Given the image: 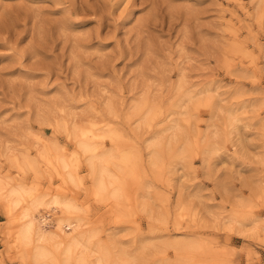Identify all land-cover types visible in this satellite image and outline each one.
I'll use <instances>...</instances> for the list:
<instances>
[{"label":"rangeland","instance_id":"obj_1","mask_svg":"<svg viewBox=\"0 0 264 264\" xmlns=\"http://www.w3.org/2000/svg\"><path fill=\"white\" fill-rule=\"evenodd\" d=\"M171 114L179 141L165 134L152 165L146 140ZM73 123L132 155L120 209L91 193ZM45 142L74 184L39 158ZM0 173L73 200L127 264H264V0H0ZM10 224L0 202V264H30Z\"/></svg>","mask_w":264,"mask_h":264},{"label":"bare ground","instance_id":"obj_2","mask_svg":"<svg viewBox=\"0 0 264 264\" xmlns=\"http://www.w3.org/2000/svg\"><path fill=\"white\" fill-rule=\"evenodd\" d=\"M181 88L182 85L179 83V92H181ZM183 93L185 92H182V95H184ZM186 96L190 99L189 94L187 95L186 93L185 97ZM145 100L140 99L138 101L139 103L135 107L137 112L140 111L141 108L143 112V107L147 104ZM146 107L147 106H145V108ZM133 112L131 111V114ZM126 114L124 117H126ZM147 115L148 113L144 115L142 121H139L141 127L143 124H148ZM153 117L155 118V116ZM163 122L164 125L160 129L161 135L160 133L155 134L146 140L145 143L146 148L151 151L148 150L150 152V164L152 165H155L157 162L159 151L160 149L162 150L160 145L164 144L162 141L165 134L171 133V141L178 140L179 134L176 133L179 131L180 125L178 119L174 118L171 114L167 116ZM96 124L97 129V127L99 128V124ZM81 125L80 123L71 124L67 133L75 143V148L77 150L75 154H80L86 161L91 175L90 177H92L91 193L96 198L110 200L116 208L120 209V207H123L122 202L124 201L123 174L132 166V161L128 158L130 153H126V155L124 152L118 150L116 147L117 144L115 143V135H117V132H113L114 130L109 128V125L106 124L107 126H105L108 127V129L102 127L103 130L98 133L94 132L95 126L91 125L94 127L92 133L90 130L92 128L88 129V127ZM90 125L88 124L87 126ZM66 126L65 128H67ZM150 127L149 125V128ZM181 134L183 135L184 133L181 132ZM96 138L101 140L107 139L115 145H112L108 149L106 148V150L104 149L103 143H99ZM181 139H183V136ZM207 141L208 139L204 146H206ZM161 142L163 144H161ZM173 143H171V145ZM47 144L48 145L43 146L44 148L38 150L39 158L43 157L44 160L50 162L52 166H54L53 168L56 170L58 176L62 178V182L69 181L74 184L77 178L71 172V165L73 164L71 159L62 154L61 147L55 142ZM188 145L187 141L184 142V150H186ZM74 157L77 159L78 156ZM17 158L14 159V162L19 166L20 171L24 172L27 168H33V160L28 157H23L22 160L20 159L19 161ZM76 159L74 160L75 163L77 162ZM70 161L72 164H70ZM75 169L76 171L78 170L77 168ZM127 174L128 173H126V175ZM13 178L0 173V202L11 218V224L7 230L10 236H12L13 246L23 261L30 264H127V260L121 258V253L114 257L111 253L112 248L109 247L107 243L100 244L99 241H97L98 234L96 230L91 229L83 218L78 215L81 209L73 200L60 195H52L50 197L42 194L39 195V192L37 193L34 188L32 189V187H28ZM56 212H60V216L55 219L53 215H55ZM229 229L234 230V228ZM140 255L137 256L140 257Z\"/></svg>","mask_w":264,"mask_h":264}]
</instances>
